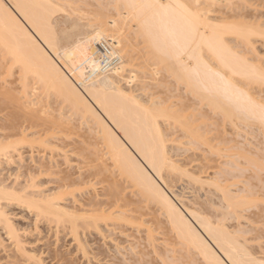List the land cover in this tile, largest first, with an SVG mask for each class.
I'll return each mask as SVG.
<instances>
[{
    "label": "rangeland",
    "instance_id": "1",
    "mask_svg": "<svg viewBox=\"0 0 264 264\" xmlns=\"http://www.w3.org/2000/svg\"><path fill=\"white\" fill-rule=\"evenodd\" d=\"M72 1L57 0L75 5L59 14L61 37L95 24L98 34L104 30L102 39L110 40L118 58L103 72L124 91H132L144 105L162 102L175 111L172 109L170 125L161 124L170 132L169 159L183 172L164 171V187L178 196L177 201L182 200L179 202L188 216L190 211L216 225L224 224L229 231L250 232L249 249L259 256L264 238L260 227L264 222V176L252 164L264 155L259 127L241 128L231 119L226 122L220 110L201 107L202 96L197 97L184 83H178L168 62L165 67L171 73L164 71V63L153 60L157 58H153L143 37L129 27L127 30L126 24L121 27V16L107 8L114 0ZM187 2L205 6L208 20L219 25L247 21L259 28L264 19V0ZM225 36L239 55L246 54L257 64L264 57V40L258 35L248 43L233 34ZM95 47L90 45L88 50L91 56L95 51L92 58L99 66ZM4 52L0 50V142H17L18 150L9 155L11 164L0 156V181L19 186L25 198H54L65 220L37 217L36 211L23 202L2 207L27 256L18 250L16 239L0 222V264H23L28 256L38 258L42 264H163L164 259L170 264L204 262L192 245L179 238L161 204L117 164L96 119L75 110L60 92L32 74L23 76L22 66L13 64ZM233 77L253 97H264V86L258 82L246 81L240 75ZM180 116L186 117L185 122ZM116 132L123 138L120 131ZM224 188L243 197V204L248 206L241 207V203L239 212L234 209L229 213ZM77 214L80 216L74 217ZM89 216H94L97 226L90 223Z\"/></svg>",
    "mask_w": 264,
    "mask_h": 264
},
{
    "label": "bare ground",
    "instance_id": "2",
    "mask_svg": "<svg viewBox=\"0 0 264 264\" xmlns=\"http://www.w3.org/2000/svg\"><path fill=\"white\" fill-rule=\"evenodd\" d=\"M194 1L197 3L198 0ZM13 2L14 0H7V3L9 4ZM155 2L173 5L178 3H188L187 0H155ZM75 15L78 16L80 14ZM206 15H208V13ZM120 21L122 25L121 27L124 28L127 25V27H125L127 30L129 27V29L133 30V32L137 34L135 31V25L131 21L126 23L122 18ZM146 21L150 28V36L147 39L143 35H140V37H143L145 42H148L150 49L154 54L153 58H157V60L152 59L162 64L164 63V67L167 66L165 64L168 62L167 64L169 65V68L174 69V73L177 74V72L181 71V64L174 59L172 54L176 51L175 41L181 36L184 26L180 10H159L155 15H149L146 18ZM208 21L210 22V20ZM227 22L228 21H226V24ZM210 23L216 24L217 22L215 21ZM124 24L126 25L124 26ZM216 25L219 24L217 23ZM94 26L95 24H89V26L85 28L77 29L78 31L76 30L77 32L75 33H65L61 37L60 45L58 46L59 51H57L56 48L50 47L45 41V32H42L40 28L35 27L31 23L20 19L18 27H14L11 30L0 29V50L7 52V54L11 56L13 64L17 63L18 65L20 64V66H26L29 69V73H35L36 75L33 76H35L40 82L47 84L51 88L60 92L65 99H67L69 103L75 107V110L76 108L80 109L85 114H89L96 119V121L101 125L102 132H104L102 135L105 134L103 138L106 140L107 147L109 148L114 160L118 162L117 164L124 169L136 185L140 186L142 190L150 192L153 199H156L161 204L164 209V214L172 225V228L176 229L179 238L182 237L183 239H181L184 240L185 243L187 242L186 244L192 245L194 249L198 251L199 256L201 255L203 257L202 259H204L202 253L205 250H208L220 259L226 260L227 257L219 251L217 244V237L220 236V226H223L224 224L216 225L213 221H210V219L205 218V216L202 217L203 215L199 216L190 211L189 213L191 215L189 214L188 216V212H186L185 208L182 207V200L179 199L181 203L177 201L178 199L176 197L178 196L176 194H172V191L170 192L166 189V186L164 187V176H160L156 170L153 169L151 160L139 150L138 145L142 147L148 136L147 129L142 119L141 109L137 107V103L140 105L144 104L141 103L140 99L138 100L137 97L131 93L132 91H124L111 79V77L106 75L103 71H99V66L96 65V62L90 55L88 48L90 45H94L96 46L95 48H97V42L102 39V36L104 35L102 32L104 30L100 31L102 34H98L96 31L98 28L95 29L96 27ZM201 33L203 34L202 37H197V44L192 46V50L189 53L197 58L192 60L191 64L198 68L199 75L192 76L190 85L188 83H184L187 88L189 87L192 89V94L195 93V95H197V97L199 96V98L202 96L203 98L201 97V100L207 99L210 94L215 96L217 108L221 111L223 117H225V113L234 112L239 102L234 99L229 100L225 98L223 94V82L214 75V73L219 72L226 79L231 80L237 87L250 95L253 99L259 101V98L257 99L253 97L254 95H251L246 89H244L245 87H240L238 83L234 81V75L242 76V61L246 58L244 56L246 54L239 55V53L234 51L235 47L232 48V44L230 45V42L227 41L225 35L233 33L224 32L220 29L215 31L208 29L206 31L204 28H201ZM233 35L236 38L245 40V42L250 41L242 38L238 34ZM81 37H84V39L89 42H91L94 38V43L85 45L87 48L86 56L88 57L86 62L85 56L82 55H77L74 59H66L64 55L65 49L74 47L71 43L73 38L79 42ZM180 42L181 44L183 43L182 40ZM210 42L214 44L213 50L209 49L208 45ZM206 51L209 53L207 56L212 58L211 60L205 56ZM166 53L169 55H166ZM150 54L148 56L149 58ZM186 59L187 61H185ZM212 60L215 63H213ZM221 60H223V63H221ZM183 61L188 63V56H184ZM164 67V71L166 70L170 72L168 67H165L167 69H164ZM23 70L24 69L22 68L21 71ZM25 75L28 76V74ZM75 85H80V87L75 88ZM206 89L207 91H205ZM130 98H134V101ZM74 107H72V109ZM174 112L175 111L173 109V113ZM176 116L179 115L176 114ZM185 119L186 117L184 119L182 118L183 121ZM187 124L188 123H184V125ZM116 129L118 132L120 131L123 138L118 135ZM11 143L14 142L11 141ZM7 144L8 143L0 142V145ZM16 144L17 142L12 144L13 151L18 150V145ZM256 166L258 167V165ZM179 171H182V169ZM217 188L218 190H222V187ZM229 192L230 191L227 190L229 199L232 202L241 201L242 207L244 205V201H242L244 200L243 197L241 198L238 194L237 197V195H232ZM223 198L225 199L224 190ZM22 202L28 205L29 208L35 210L37 217L44 216L50 219H55L57 222L65 220L64 212L58 206V203L54 201V198L38 200L24 197ZM226 204V207L228 208V201ZM0 215L8 217L2 207H0ZM77 216L80 215L77 214L74 217ZM190 216L192 217L190 218ZM90 217L92 218L90 223H94L93 225L97 226L94 216H89L88 218ZM0 222L4 223L2 220H0ZM10 225L11 229H13L14 226L11 222ZM223 227L225 228L226 226ZM5 228L9 229L6 225ZM251 252L253 253V251ZM259 256L257 255L256 257L259 258Z\"/></svg>",
    "mask_w": 264,
    "mask_h": 264
},
{
    "label": "snow or ice",
    "instance_id": "3",
    "mask_svg": "<svg viewBox=\"0 0 264 264\" xmlns=\"http://www.w3.org/2000/svg\"><path fill=\"white\" fill-rule=\"evenodd\" d=\"M74 6L75 5L58 3L57 0H14L11 4L7 3V0H0V29L11 30L14 27H18L20 19H23L35 27L40 28L42 32H45V41L50 47L56 48L57 51H59L58 46L61 41V31L57 23L59 14L65 8ZM204 7L205 6L199 3H178L173 5L158 3L155 2V0H115L114 3L107 5L108 9L119 13L126 23L131 21L135 25L137 35H143L146 39L150 36V28L146 21L149 15H155L159 10L167 11L169 9H179L184 21V26L181 36L175 41L176 51L172 54L174 59L181 64V71L177 72L175 80L178 83H188L189 85L192 76L199 75L198 68L191 64V61L197 58L189 53L192 50V46L197 44V37H202L203 35L201 33V28H204L206 31L208 29H212L213 31L220 29L224 32L238 34L242 38L248 40H250L252 36L258 35L264 40V19L261 20L259 28H257L254 22L247 21L214 25L207 20L206 11L202 10ZM246 7H252V5H247ZM181 40L183 41L182 44L180 42ZM71 43L74 47L65 49L64 55L66 59H74L77 55H82L85 56L86 62L88 57L86 56L87 48L85 45L94 43V38L91 42L86 41L84 37H81L79 42L73 38ZM208 46L210 50L214 49L213 43L210 42ZM95 55L96 53L93 51L92 56L94 57ZM166 55L169 54L166 53ZM184 56H188V63L183 61ZM221 63H223V60H221ZM242 63V79L255 81L264 86V57L260 58L259 64L252 62L248 58H244ZM22 68L24 69L22 75L29 73V69L26 66H22ZM31 74L36 75L35 73ZM214 75L223 82V94L225 98L229 100L234 99L239 102L234 112L225 113L226 122L228 119H231L239 123L241 128H244V126H249L250 128L258 126L261 138L264 139V97L257 101L219 72L214 73ZM39 86L38 84L37 87ZM74 87L79 88L80 85H75ZM205 91H207V89ZM130 99L134 101V98ZM204 106L216 108L217 111H219L215 96L211 94L207 99H202L201 107ZM137 107L141 109L142 119L148 132L147 140L144 145L142 147L138 145L139 150L151 160L153 169H155L160 176H163L165 170L179 171L178 166L170 160L168 156L170 132L166 131L161 124V121L168 125L172 123V110L168 105L162 102L157 104L156 101L148 105H140L137 103ZM239 130L240 129H238V131ZM12 151L13 145L11 142L7 145H0V156L5 160H8ZM249 159L252 161L251 157ZM8 163L11 164L12 161L8 160ZM257 163L258 170L261 175L264 176V155L259 158L258 162H252L254 167ZM224 191L225 199L228 201L227 211L233 213V209H235L236 212H239L242 202H232L227 195V190L224 189ZM24 197L25 192L20 191L19 186H13L10 181H0V207L22 202ZM244 206L247 207L248 205L244 204ZM0 220L9 228L10 237L16 239L17 234L11 229L9 218L0 215ZM260 227L262 232H264V222L261 223ZM219 231L220 236L217 237V244L219 251L227 257V260L220 259L214 253L205 250L202 253L204 262L197 261L196 264H264V238L261 240V253L259 258H257L249 250L248 240L251 236L250 232L243 229L229 231L223 226H220ZM16 243L18 245V250L23 253V246L20 245L18 239H16ZM23 254L27 256V253ZM23 264H42V261L34 256H28ZM72 264H76V262L73 261ZM163 264H170V262L164 259Z\"/></svg>",
    "mask_w": 264,
    "mask_h": 264
},
{
    "label": "built area",
    "instance_id": "4",
    "mask_svg": "<svg viewBox=\"0 0 264 264\" xmlns=\"http://www.w3.org/2000/svg\"><path fill=\"white\" fill-rule=\"evenodd\" d=\"M97 48L99 51V71H106L113 66L117 60L110 40L105 38L100 39L97 42Z\"/></svg>",
    "mask_w": 264,
    "mask_h": 264
}]
</instances>
